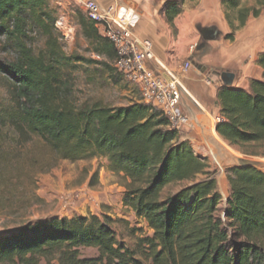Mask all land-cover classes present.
I'll return each instance as SVG.
<instances>
[{
  "label": "trees",
  "instance_id": "1",
  "mask_svg": "<svg viewBox=\"0 0 264 264\" xmlns=\"http://www.w3.org/2000/svg\"><path fill=\"white\" fill-rule=\"evenodd\" d=\"M181 1L163 5L171 28ZM253 1L255 7L221 0L232 30L225 39L233 41V30L259 16L264 0ZM229 11L235 12V25ZM57 17L52 0H0V48L8 52L0 58V75L9 96L0 102V218L24 217L38 200L36 176L57 160L102 157L121 182L123 205L151 234L138 236L130 249L117 237V220L106 214L25 220L0 233V264H264V171L250 162L229 168V194L220 208L215 170L206 157L140 94L117 106L79 102L75 80L84 64L100 65L95 70L113 83L122 75L108 61L68 55ZM77 21L94 51L114 62L115 49L95 23L81 11ZM256 64L261 78L251 79L248 90L218 87L226 121L215 130L228 144L264 155V51ZM180 183L185 184L164 195ZM84 248L97 255L82 257Z\"/></svg>",
  "mask_w": 264,
  "mask_h": 264
},
{
  "label": "rangeland",
  "instance_id": "2",
  "mask_svg": "<svg viewBox=\"0 0 264 264\" xmlns=\"http://www.w3.org/2000/svg\"><path fill=\"white\" fill-rule=\"evenodd\" d=\"M181 18L178 27L169 26L171 34L175 35L179 28V48L183 49L189 38H196V46L200 45L202 38L197 27H213L220 31V35H211L206 40L225 38L226 33L232 30L226 18L224 6L221 0H182ZM53 3V1H52ZM54 4V3H53ZM241 6L255 7L253 0H240ZM58 16L62 15L67 26L71 29V38L64 41V51L68 55L78 54L86 59L97 61H108L113 65V60H108L105 56L94 51L92 45L85 39L80 31L77 16L83 9L78 4H68L58 6ZM85 15V14H84ZM235 12L229 11V18L234 21ZM186 22V25H185ZM228 25V26H227ZM234 38L232 43L224 42L220 47L221 56L233 59L237 51L243 50L250 45V50L264 51V9L259 16H249L246 24L233 30ZM225 33V34H224ZM237 39V40H236ZM206 40L198 49L192 48V55L205 52ZM35 46L41 45V41L36 40ZM215 41V40H214ZM235 41V42H234ZM209 43V42H208ZM253 52V51H252ZM8 53V52H7ZM0 48V58L8 55ZM100 69V65L87 66L84 64L76 74L75 88L79 100H101L111 105H124L139 98L136 87L120 77L118 83H113L107 75L95 70ZM84 69H87L86 72ZM191 71L187 73L190 75ZM185 84L187 80L184 79ZM250 82V81H249ZM197 87L204 88V84L191 82ZM8 86L3 75H0V102L8 99ZM186 128V127H185ZM184 128V129H185ZM184 131V130H182ZM185 132V131H184ZM208 135L200 137L203 142L202 147L194 146L188 140L195 153L206 157L211 169L215 170L217 179V189L221 195L220 208L225 206V201L229 194L227 180V170L234 166H239L243 162H250L264 171V155H251L236 146H232L224 141L215 131H210ZM107 162L102 157H94L89 160L68 161L57 160L48 170L39 173L35 178V191L38 200L33 202L28 208L24 217L4 219L0 218V233H6L17 227L19 222L25 220L40 221L53 216L72 217L75 215L95 214L101 216L106 214L116 219L113 225L117 237L128 248L134 249L136 239L140 235H150L151 230L144 220L137 217L133 211L126 208L123 203V187L120 180L106 169ZM185 183L169 186L164 195L179 189ZM97 252L93 248L81 250L82 257H94Z\"/></svg>",
  "mask_w": 264,
  "mask_h": 264
},
{
  "label": "built area",
  "instance_id": "3",
  "mask_svg": "<svg viewBox=\"0 0 264 264\" xmlns=\"http://www.w3.org/2000/svg\"><path fill=\"white\" fill-rule=\"evenodd\" d=\"M52 1L55 6H61V0ZM72 1L82 6L85 16L112 43L116 52L113 62L115 69L137 88L141 100L161 110L174 129L182 131L190 126L189 116L181 112L180 104L187 95L193 104L200 107L184 85V79L193 65L187 59L177 68L171 69L160 62L155 55L153 42L138 33L142 16L141 5L133 0L110 4L96 0ZM55 27L60 32L61 39L69 41L71 29L62 15L57 17ZM195 70L206 84L222 82L214 73H203L197 68ZM210 117L214 126L218 122L226 121L219 110L210 112Z\"/></svg>",
  "mask_w": 264,
  "mask_h": 264
},
{
  "label": "crops",
  "instance_id": "4",
  "mask_svg": "<svg viewBox=\"0 0 264 264\" xmlns=\"http://www.w3.org/2000/svg\"><path fill=\"white\" fill-rule=\"evenodd\" d=\"M96 1L110 4L124 0ZM133 1L139 3L142 9L138 33L140 36L147 37L153 42L155 55L160 62L171 69L177 68L180 63L187 59L193 65L190 69L191 74L185 77L187 84L184 82V85L187 92L198 101L200 107L193 104L189 97L185 95L180 104V110L182 113L188 115L190 120V126L183 129L185 131L184 139H188L192 143L194 142L193 145L196 147H202L203 142L200 137L208 135L211 133L210 131L215 133V126L211 122L210 112L219 110L216 92L218 87L222 85V82L206 84L201 80L195 68L203 73H214L217 76L223 71L231 72L234 74V79L230 86L248 90L251 79L261 78L262 70L256 64V60L258 54L263 51L250 50L251 46L248 45L247 48L245 47L243 50L237 51L233 59H227L226 56H221L220 47L224 42L232 43L233 41L231 42L223 38L221 39V44H217L220 42L218 39L206 40L207 50L203 53L192 55V48L196 46V38L193 36L189 38L183 49H180L178 41L179 28L175 35L171 34L169 25L162 14L163 5L168 0ZM60 2L61 6L67 5V3L77 4L72 0H61ZM80 7L82 8V6ZM179 18H181V13L174 19L176 26L178 25ZM196 47L199 49L201 46L197 45ZM194 81L204 84L205 87L201 88L193 85L191 82Z\"/></svg>",
  "mask_w": 264,
  "mask_h": 264
},
{
  "label": "water",
  "instance_id": "5",
  "mask_svg": "<svg viewBox=\"0 0 264 264\" xmlns=\"http://www.w3.org/2000/svg\"><path fill=\"white\" fill-rule=\"evenodd\" d=\"M198 32L200 34L201 38L208 39L205 35V30L212 29V35H220V31L215 30L213 27H197ZM219 77L222 81L223 85L230 86L233 82L234 79V74L228 71H223L222 73L219 74Z\"/></svg>",
  "mask_w": 264,
  "mask_h": 264
},
{
  "label": "flooded vegetation",
  "instance_id": "6",
  "mask_svg": "<svg viewBox=\"0 0 264 264\" xmlns=\"http://www.w3.org/2000/svg\"><path fill=\"white\" fill-rule=\"evenodd\" d=\"M204 32H205L206 37H209V36L212 35V32H213V31H212V29H208V30H205ZM205 40H206V39L202 38V40H201L200 43H199V44H200L199 46H202Z\"/></svg>",
  "mask_w": 264,
  "mask_h": 264
}]
</instances>
